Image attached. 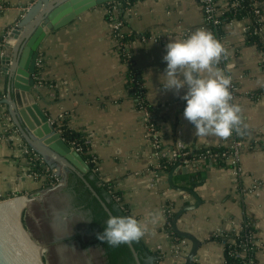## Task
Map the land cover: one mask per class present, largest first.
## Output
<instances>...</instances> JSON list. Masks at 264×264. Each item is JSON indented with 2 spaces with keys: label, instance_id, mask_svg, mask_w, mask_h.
<instances>
[{
  "label": "crops",
  "instance_id": "crops-1",
  "mask_svg": "<svg viewBox=\"0 0 264 264\" xmlns=\"http://www.w3.org/2000/svg\"><path fill=\"white\" fill-rule=\"evenodd\" d=\"M60 1L0 0V201L37 193L46 183L45 177L30 174L17 144L4 141L9 135L4 113L18 130L4 103L9 83L4 58L11 57L12 61L17 45L9 35L24 19L29 25L45 8L56 7ZM113 4L91 8L46 34L38 49L35 102L57 127L65 124L70 131L86 137L89 152L97 161L95 177L113 188L128 216L143 220L149 212H163V220L149 224V233L141 239L158 264H184V257L178 254L190 249L188 241L175 235L172 223L167 228L168 217L196 205L195 198L182 189L192 191L200 200L197 209L177 221L178 230L201 242L193 264H226L224 243L214 238L240 231L246 222H251L255 232L254 264H264V60L254 46L246 43L248 21L223 24L221 34H216L205 23L198 0L117 3L113 19L122 20L125 31L138 36L129 42L130 59L125 62L118 56L109 28L108 11ZM215 4L220 12L227 6L226 0H215ZM258 6L264 22V2ZM201 28L210 31L227 49V57L217 67L231 78L232 103L242 109L240 132L234 131L227 139L196 136L194 126L183 119L186 102L179 96L184 90L178 96L162 86L166 44L186 39ZM152 37L158 41L148 40ZM131 86L139 91L142 109L152 114L165 156L161 161L170 159L174 163L183 150L189 154L203 149L229 150L238 140L243 143L241 178L237 182L233 178L229 159L206 157L188 166L175 163L171 168H159L145 138L144 112L137 110ZM39 156L47 170L56 166ZM177 164L180 166L170 175ZM153 229L155 235L151 234Z\"/></svg>",
  "mask_w": 264,
  "mask_h": 264
},
{
  "label": "water",
  "instance_id": "water-1",
  "mask_svg": "<svg viewBox=\"0 0 264 264\" xmlns=\"http://www.w3.org/2000/svg\"><path fill=\"white\" fill-rule=\"evenodd\" d=\"M127 0H61L58 6H48L44 12L30 22L24 19L15 27L9 37L17 40L14 48L13 60L4 58L8 74V105L14 124L29 146L44 158H48L54 165L64 171L73 173L89 191L90 195L102 207L108 217L113 216L106 203L86 180L85 175L90 171L82 155L70 148L55 122H51L48 115L40 108L33 97L37 94L34 88V75L37 70L38 49L47 33L70 23L81 13L106 4L125 3ZM26 25H28L26 27ZM180 166L177 164L170 175ZM170 178V176H169ZM182 191L191 194L196 205L188 206L178 211L172 222L175 235L188 241L190 249L184 256V264H193L201 246L193 235L178 230L177 221L189 211L197 209L200 200L186 189ZM40 193L25 197H14L0 201V264H44L36 254V249L29 238L28 232L20 221L21 211L32 199L39 198ZM17 207H21L18 218L14 216ZM13 212V213H12ZM32 244V245H31ZM135 264H141L139 256L131 244H125ZM38 253V252H37Z\"/></svg>",
  "mask_w": 264,
  "mask_h": 264
},
{
  "label": "clouds",
  "instance_id": "clouds-1",
  "mask_svg": "<svg viewBox=\"0 0 264 264\" xmlns=\"http://www.w3.org/2000/svg\"><path fill=\"white\" fill-rule=\"evenodd\" d=\"M166 63L162 84L186 102L183 119L194 126L198 137L229 138L240 132L242 109L232 103L231 78L217 67L228 55L225 46L206 29H197L186 39L171 41L165 46ZM163 212H149L143 220L133 216H110L96 238L109 247L139 242L149 233V224L156 225ZM152 235H155L154 229Z\"/></svg>",
  "mask_w": 264,
  "mask_h": 264
},
{
  "label": "trees",
  "instance_id": "trees-1",
  "mask_svg": "<svg viewBox=\"0 0 264 264\" xmlns=\"http://www.w3.org/2000/svg\"><path fill=\"white\" fill-rule=\"evenodd\" d=\"M132 1V0H131ZM215 2V0H213ZM264 0H226V8L222 12V16L218 19L220 24L217 26H211L209 23V29L212 30L213 33L221 34V27L223 24L230 23L235 20H246L248 24L246 26V43L248 45L254 46L259 53L263 54L264 60V36L261 37L257 33L256 30L261 27L264 28V22L261 20L262 10L260 6H257V10L260 13V17L255 15L254 13V3H261ZM113 5H117L114 3ZM110 9V7H109ZM148 37V36H146ZM138 39L136 34L131 32L124 31L121 41L123 43H129ZM128 77H131L130 73ZM131 92L134 99L138 98L139 91L136 90L135 86H131ZM138 102V101H137ZM137 104V108L139 109V104ZM147 104V103H146ZM148 105V104H147ZM141 108V107H140ZM150 108V107H149ZM8 115V113H7ZM58 131H62L61 135L65 139L66 142L69 143H77L79 146L83 147L84 155L82 157L85 161L89 159V155L85 154L89 150V145L85 147L86 137L77 132L70 131L65 124L57 127ZM228 149H203L201 151H193L186 157H181L178 155L177 161L174 163H166L164 160L161 161L162 165L165 167H172V164L182 163L183 160L195 161L200 158H206L208 155H213L217 159H225L222 157ZM181 153H187V150L179 151ZM90 171L85 175L86 180L90 183L96 193L99 195L102 201L106 203V206L110 210L113 216H128L121 208L120 205L114 200L112 195L109 193L108 187L109 184L102 183L99 185V180L95 177V173L93 172L94 166L93 164H89ZM34 172L44 173L46 176H50L49 171L43 169L42 166L37 164L36 167L33 168ZM53 182V179L47 178L45 183L46 186H49V183ZM111 187V186H110ZM63 191L72 197L74 210L76 212H80L86 216L88 230L93 234L92 238L87 242H82L79 236H75L74 240L79 241L80 246L83 249H87L90 246H97L103 251V256L105 258L104 264H135L133 258L125 244L120 245L118 247H109L107 244L102 243L96 238L97 233H102L106 224V220L109 218L107 214L103 211L102 207L99 203L93 198L89 191L84 187L82 182L71 172H68L66 187L63 188ZM118 195V194H117ZM175 215H171L167 219V228L171 225L172 220ZM252 238V239H251ZM214 240L223 241L224 243V258L226 264H243L248 263L249 260H252L255 263L254 255L256 251L255 242V232L251 222H246L242 226L240 231L230 233L225 237L216 236ZM247 240L248 248H253V250L248 253V255H239L238 257L233 256V251H239V248L236 246H240V242ZM134 246L141 264H158V261L154 259L155 255L151 254L146 247L143 245L141 240L139 242H133ZM252 263V264H253Z\"/></svg>",
  "mask_w": 264,
  "mask_h": 264
},
{
  "label": "rangeland",
  "instance_id": "rangeland-1",
  "mask_svg": "<svg viewBox=\"0 0 264 264\" xmlns=\"http://www.w3.org/2000/svg\"><path fill=\"white\" fill-rule=\"evenodd\" d=\"M113 12L108 11L111 18H113ZM124 31L125 27L121 30L122 35ZM137 110L141 111L140 106ZM8 118L9 114L6 116L7 120ZM61 118L60 116L59 121ZM4 126H9L7 129H11L16 134L19 132L5 119ZM11 131L9 132L10 135L12 134ZM59 132L62 133L61 130ZM19 147V152L26 147L22 139ZM24 156L28 161V157ZM42 162L45 167L44 161ZM165 162L171 163V160L168 159ZM27 165L29 168L33 167L29 163ZM159 168L164 169L166 167H163L161 163ZM45 169L47 170V168ZM48 171L50 175H55V181L48 182L49 186L44 185V188L39 191V198L32 199L33 201L31 200L29 205L26 204L27 206L23 207L20 215V221L29 234L36 254L39 255L44 264H104L103 251L99 247L90 246L83 249L79 241L74 240L75 236H79L82 242H87L93 234L88 230L86 216L73 209L72 197L63 191V188L66 187L68 173L59 166H54ZM231 173L233 175V171ZM233 178L237 182L238 178L234 175ZM45 180L47 181V178Z\"/></svg>",
  "mask_w": 264,
  "mask_h": 264
},
{
  "label": "built area",
  "instance_id": "built-area-1",
  "mask_svg": "<svg viewBox=\"0 0 264 264\" xmlns=\"http://www.w3.org/2000/svg\"><path fill=\"white\" fill-rule=\"evenodd\" d=\"M199 3L202 6L203 9V14H204V20L205 23L208 25L209 23L211 24V26H217L220 24L219 22V18L222 16V12L219 11V9L217 8L215 2L213 0H198ZM258 6V3H254L253 7H254V13L255 15L260 17V13L259 11L256 9ZM116 7V5H112L110 7V11H113V9ZM3 7L0 6V10H2ZM115 10V9H114ZM261 20H262V16H261ZM108 22H109V28L112 31V35L113 38L116 41V49H117V53L118 56L120 57L121 60H124L125 62H127L130 59V55L128 54V47H129V43H123L121 41L122 38V33L121 30L124 28V22L121 20H115L113 18H111V16L108 18ZM209 27V26H208ZM212 32V30H210ZM255 33H257L259 36L263 37L264 36V28H260L258 30L255 31ZM148 40L152 41V42H157L158 39L156 37H152V38H148ZM260 55L263 54L259 53ZM133 80V79H132ZM131 80V82H132ZM232 90V87H230V92ZM232 95V93H231ZM233 97V95H232ZM137 103L139 104V106L141 107V111L144 112L143 118H142V122L144 125V129H145V138L147 139V141L150 143L151 148L153 150V158L154 160L160 165V161L161 159L165 158L163 152H162V148L161 145L159 143V139H158V131L157 128L153 122L152 119V114L151 112L145 111L144 109H142V104H144V102H142V99L138 98L137 99ZM4 119L6 121L8 120L6 119L5 113H4ZM9 122V121H8ZM14 129V128H13ZM9 132L11 131V129H8ZM11 135L9 133L7 139L5 142H9V143H16L17 147L16 149L20 148V143H21V139L18 136V134H16L15 132L11 131ZM69 146L71 149H73L74 151L78 152L80 155H84V148L79 146L77 143H69ZM88 145V142H85V147ZM243 147V143L241 141H234L233 144L230 146L229 150L222 155V157H224L225 159H229V164L232 167V171H233V175L236 176L238 179L241 178V176L243 175V171L242 168L239 164V158H240V150ZM23 155H26L28 157V163L29 165L31 164L33 167H30L31 169V173L34 176V178H38L39 176H43L45 178H49V179H53L55 181V175H50L49 177L46 176V174H42V173H38V172H34L33 168L37 166V164L39 166H43V160L39 157V155L31 148L29 147H25L23 148V150L21 151ZM87 155H89V159L86 161V163L89 164H93L94 169L93 172L96 173L97 168V161L96 159L90 154L89 150L85 153ZM187 155H189V153H181L180 156L186 157ZM208 157L213 158L215 156L213 155H208ZM168 160V159H167ZM191 161L189 160H183V164L184 166H188L190 164ZM159 165H157L159 167ZM164 167V166H163ZM43 169L44 166H43ZM46 173L48 170H46ZM99 185H101L102 183H98ZM109 189V193L112 195V197L114 198V200L120 205V208L126 213V210L124 209V207L122 206V201L121 198L115 193V191L113 190L112 187H108ZM127 214V213H126ZM252 239V238H251ZM240 246H236L237 248H239V251H233V256L234 257H238L239 255H248V253H250L253 248H248V242L247 240L240 242ZM187 252H181V254H178L179 256H181L182 258L186 255ZM253 261L249 260L248 263H243V264H252ZM254 264V263H253Z\"/></svg>",
  "mask_w": 264,
  "mask_h": 264
},
{
  "label": "bare ground",
  "instance_id": "bare-ground-1",
  "mask_svg": "<svg viewBox=\"0 0 264 264\" xmlns=\"http://www.w3.org/2000/svg\"><path fill=\"white\" fill-rule=\"evenodd\" d=\"M20 209H21V207H17V208L15 209L14 213L12 212V213L14 214L15 217H17V215H18Z\"/></svg>",
  "mask_w": 264,
  "mask_h": 264
},
{
  "label": "flooded vegetation",
  "instance_id": "flooded-vegetation-1",
  "mask_svg": "<svg viewBox=\"0 0 264 264\" xmlns=\"http://www.w3.org/2000/svg\"><path fill=\"white\" fill-rule=\"evenodd\" d=\"M66 185V184H65Z\"/></svg>",
  "mask_w": 264,
  "mask_h": 264
}]
</instances>
